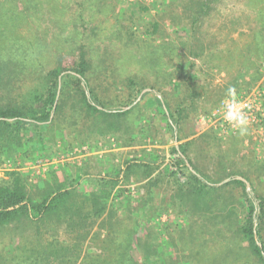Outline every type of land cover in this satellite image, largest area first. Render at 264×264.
<instances>
[{"label": "rangeland", "instance_id": "rangeland-1", "mask_svg": "<svg viewBox=\"0 0 264 264\" xmlns=\"http://www.w3.org/2000/svg\"><path fill=\"white\" fill-rule=\"evenodd\" d=\"M198 1L58 0V4L67 8V12L58 13L59 20L67 23L66 18L84 16L87 29L83 33V44L94 62L90 82L104 103L110 107L114 96L112 108L116 107L118 97L128 94L126 78H141L150 84L156 78L165 84L168 98L173 105L181 107L185 119L173 135L166 111L156 103L161 94L154 93L149 86L141 95L153 94L134 111L130 123L119 127L117 133H104L102 130L107 125L94 120L77 102L75 94L68 93L63 98L62 113L53 114L54 124L44 130V145L36 138L34 143L38 142V146L29 143L22 158L4 161L0 166V183L8 180L7 173L19 171L28 179L31 194L40 197L50 185L54 186L56 177L61 182L80 176L75 188L88 197L100 191L106 179L118 178V185L108 201L114 211L96 219L85 232L88 233L85 240L55 221L36 226L28 222L21 230L35 252L42 254L49 247L70 249L80 241L82 253L75 264H106L118 255L117 241L121 233L133 225L135 229L144 227L146 230H139L137 238L142 242L146 239L145 233L152 234L156 228L163 264H253L250 253L230 247L229 238L218 231V225L206 223L203 212L193 215L189 212L191 209L183 207L175 178L181 179L180 184H185L186 180L173 164L176 156L172 149L183 143L191 144L190 158L212 184L222 187L229 179L237 178L245 182L249 193L264 192V121L251 123L245 136H240L238 131L220 134L208 123V118L225 101L229 87H234L237 98H242L264 85V0H209V16L192 25V8ZM27 2L0 0V18L6 14L14 16L9 30L16 39L17 52H27L30 43L44 37L53 46L42 50L34 48L37 52L34 64L40 62L42 66H49L55 58L76 52L74 44H65L66 48L56 52L58 29L46 22L52 18L45 8L48 5L43 4L39 15L32 17ZM155 22L159 25L157 31L153 28ZM71 36L79 38L75 31ZM11 44L8 43V48ZM66 61L73 63L69 57ZM100 75L108 78L104 84L98 81ZM113 76L117 77V83H112ZM140 129L143 140L138 145ZM127 132L135 138V143L130 141ZM143 161L156 164L158 170L142 181L134 176L127 180L126 165ZM161 172L164 176L159 179ZM171 173L176 176L172 177ZM157 177L159 182L148 190V182ZM218 197L221 204L226 202L229 210L237 211L240 219L244 218L242 188H223ZM125 200H129L135 210L120 207ZM148 200L154 206L152 211L145 207ZM221 214L231 213L217 211L204 215L217 220L218 216L223 217ZM110 220L118 234L108 237L103 226ZM99 231L100 236L95 237ZM17 232L11 231L8 236L13 237ZM185 236L195 237L197 244L202 237L204 255L199 256V261L192 259L193 251H185L182 245ZM18 239L13 238V246ZM8 243L5 249L12 251L14 247L7 246ZM140 244L136 239L132 251L134 264L150 263Z\"/></svg>", "mask_w": 264, "mask_h": 264}, {"label": "trees", "instance_id": "trees-1", "mask_svg": "<svg viewBox=\"0 0 264 264\" xmlns=\"http://www.w3.org/2000/svg\"><path fill=\"white\" fill-rule=\"evenodd\" d=\"M47 4L49 15L52 17L46 22L53 24L54 29L57 26L58 33L55 35L56 47L61 51L65 44L77 45V51L66 57H57L49 66H43L37 60L34 48H50L52 44H48L46 38L44 40H35L29 44L27 52H17L16 39L12 38L9 28L12 26V18L14 16H2L0 18V166L4 161H13L22 158L26 146L38 139L39 143H43V133L46 127L54 124L53 114H61L63 109V98L68 93H74L78 103L85 108L94 120H99L102 124L107 125L102 132L117 133L119 127L128 125L134 111L150 97L153 92L161 94V99H157L156 103L160 108L164 109L168 115V126L170 132L175 135L180 127L183 117L181 107L173 105L168 98V91L164 89L165 84L154 78V83L150 84L145 79H134L132 77L124 79L128 94L122 98L118 97L116 107L114 104V96L111 97L110 107L102 101L101 95L92 87L90 78L94 72V62L84 43L83 33L87 26L83 14H79L75 19L66 18L65 23L62 19H58V13L67 12V8L58 4V0H28V10L32 17H37L41 11V7ZM59 7H62L61 10ZM196 7V8H195ZM193 7L192 25H196L210 14L209 0H199ZM12 13H10L11 15ZM15 15V14H14ZM18 16V14H16ZM263 11L261 12V16ZM55 20L57 24L55 23ZM69 23V24H68ZM8 26V27H7ZM159 25L153 23V28L157 31ZM76 32L79 38H73L72 32ZM47 35V32H45ZM8 43H12L8 48ZM32 48V49H31ZM41 49V50H42ZM12 51V52H11ZM44 52V51H43ZM55 52V51H54ZM67 57L73 59V63L66 61ZM171 59V58H170ZM40 61V60H39ZM186 74L187 72L184 71ZM108 78L99 76L98 81L104 84ZM112 83H117V77L111 78ZM151 86L152 93L141 95L143 90ZM89 96H88V94ZM59 94V95H58ZM139 102L134 105L138 100ZM94 103V104H93ZM134 105V106H133ZM103 107V109H99ZM130 107V108H128ZM128 108V109H126ZM119 125V126H118ZM129 134V132H127ZM140 136L138 145L143 140V130L139 131ZM175 140L179 138L175 136ZM131 142L135 143V138L129 134ZM37 142V143H38ZM37 143L35 144L36 146ZM191 144L183 143L178 147H173L172 154L176 156L174 165L178 168L181 176L186 180L185 184H180L181 179L175 178L179 183L183 207H188L189 212L193 215L196 212L204 214H216L217 211H225L223 217L218 216L217 220L202 216L206 223H214L218 225V231L229 238L230 247H238L240 252L248 251L253 259V264H264V192L249 193L246 190L245 182L237 178H231L222 187L210 182L208 176L200 169L197 170L194 162L190 158ZM191 167H190V166ZM155 166V167H154ZM158 170L156 164L150 161L127 164L124 170L126 179L132 176L137 181L148 179ZM172 177L176 174L171 173ZM8 180L0 183V264H75L81 256L82 242H76L70 249L63 248L57 250L49 247L44 253L35 252L27 244L24 238L22 228L24 225L30 224L36 226L46 223V221H55L66 227L68 232H76L81 239H86L85 233L92 226L96 219L104 216L110 209L108 201L112 191L118 185V178L106 179L103 188L97 193L90 196L79 194L75 186L81 180L79 177H71L70 179L59 181L56 177L54 186L42 192L40 197H34L29 191L28 179L19 171H11L7 173ZM164 174L159 173V179ZM155 178L147 184V189L151 190L159 182ZM227 187H240L243 189V197L245 205L241 203L244 210V218L240 219L237 211L228 209L226 202L221 204L218 194L221 189ZM251 187L255 190L254 185ZM123 207L129 211L135 210L129 200L124 201ZM145 207L152 211L154 206L151 200L145 201ZM133 207V208H131ZM134 212V211H133ZM191 215V214H188ZM131 216L130 220H133ZM193 224L189 225L192 228ZM110 236H116V226L114 223L107 221L103 226ZM199 226V233L201 232ZM144 227L135 229L133 225L121 233V237L117 241L119 249L118 255L112 261L106 264H134L132 251L136 239L141 241L139 247L144 248V255L151 259L153 264H163L159 256L158 248L160 246L159 234H156V228H153L152 234L145 233V241L139 240V230ZM18 232L10 237L11 231ZM146 231V230H145ZM100 231L95 237L100 236ZM39 233H37L38 235ZM5 236V239H2ZM19 238L16 245H12L13 238ZM154 241H151V238ZM183 238V246L185 251L189 249L193 251V260L199 261V256L204 255L203 244L195 242L196 238L190 239L188 236ZM34 239V238H33ZM99 239V238H98ZM13 246L12 249H5V246ZM172 241V238H171ZM122 248V252L120 251ZM193 248V250H192ZM14 251V252H13ZM232 248H230V252ZM229 252V253H230ZM209 259V258H207ZM145 262L144 264H151ZM199 263V262H198ZM172 264V262H171ZM213 264V263H212Z\"/></svg>", "mask_w": 264, "mask_h": 264}, {"label": "built area", "instance_id": "built-area-1", "mask_svg": "<svg viewBox=\"0 0 264 264\" xmlns=\"http://www.w3.org/2000/svg\"><path fill=\"white\" fill-rule=\"evenodd\" d=\"M237 101L241 109L247 114L249 125L255 121H264V85L256 88V90H253L245 97L237 98ZM223 102L217 107L213 115L208 118V123L216 132L228 135L237 130L223 119Z\"/></svg>", "mask_w": 264, "mask_h": 264}, {"label": "clouds", "instance_id": "clouds-1", "mask_svg": "<svg viewBox=\"0 0 264 264\" xmlns=\"http://www.w3.org/2000/svg\"><path fill=\"white\" fill-rule=\"evenodd\" d=\"M223 119L238 131L240 136L248 134L249 119L241 109L237 101V92L234 87H229L226 92V99L223 102Z\"/></svg>", "mask_w": 264, "mask_h": 264}]
</instances>
